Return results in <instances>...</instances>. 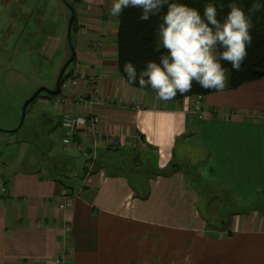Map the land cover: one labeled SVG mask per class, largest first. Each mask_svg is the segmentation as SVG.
Wrapping results in <instances>:
<instances>
[{"label": "crops", "instance_id": "crops-1", "mask_svg": "<svg viewBox=\"0 0 264 264\" xmlns=\"http://www.w3.org/2000/svg\"><path fill=\"white\" fill-rule=\"evenodd\" d=\"M10 1L0 5L7 9ZM112 3L75 5L68 74L76 70L80 78L55 94L63 171L72 187L38 168L14 170L7 165L11 159L0 161V264H54L64 246L70 264H264V209L228 205L264 193V78L233 90L228 79L222 92L202 97L200 112L192 97L165 103L135 89L117 71ZM92 88L100 102L89 95ZM74 96L84 102L76 106ZM66 112L99 117L95 147L88 128L62 144ZM188 143L198 147L195 183L181 167L186 159L178 146ZM130 154L131 170L119 158ZM89 163L94 168L86 173ZM207 182L229 192L205 200L196 185ZM63 189L73 194L65 213L58 209ZM63 217L71 228L66 243Z\"/></svg>", "mask_w": 264, "mask_h": 264}, {"label": "rangeland", "instance_id": "rangeland-1", "mask_svg": "<svg viewBox=\"0 0 264 264\" xmlns=\"http://www.w3.org/2000/svg\"><path fill=\"white\" fill-rule=\"evenodd\" d=\"M69 1L73 3L67 0L68 4ZM67 3L62 0H11L7 9L0 5V161L5 163L11 159L7 165L14 170L38 168L45 176L57 177L71 188L70 178L66 179L63 171L65 155L61 150L55 95L45 91L55 89L58 75L74 48V32H71L70 41L67 37ZM156 43L158 47V30ZM71 67L72 61L64 70L63 81L68 80ZM226 71L229 79L227 68ZM37 92L39 96L27 102ZM24 106V118L19 126ZM178 147L185 154L186 160L181 167L187 173V181L197 182L195 170L199 158L193 152L198 151V147L191 143ZM119 158H124V166L129 170L135 164L131 154ZM137 162L143 161L138 159ZM203 174L206 178L207 174ZM128 175L133 178L132 172L128 171ZM196 187L205 200L214 195L224 198V190L229 192L211 182ZM228 205L236 211L248 208L261 211L264 193L260 192L252 202L235 199V203ZM223 216L221 221H225Z\"/></svg>", "mask_w": 264, "mask_h": 264}, {"label": "clouds", "instance_id": "clouds-1", "mask_svg": "<svg viewBox=\"0 0 264 264\" xmlns=\"http://www.w3.org/2000/svg\"><path fill=\"white\" fill-rule=\"evenodd\" d=\"M165 3L168 0H113L110 14L118 17L124 8L140 7L143 9L141 19L148 20L150 14L158 12ZM260 7L254 4L252 10ZM230 8L227 18L220 22L214 4L205 6V19L195 8L168 3V11L158 30V47L167 49L168 55L161 56L160 63H147L139 74V85L142 88L150 86L157 99L165 103L174 100L177 94L190 92L194 81L204 89L222 92L227 86L228 75L220 61L230 62L232 68L239 71L252 40L250 17L235 3ZM218 45L224 51L218 52ZM124 72L130 81H136V68L131 62L125 63ZM65 126L70 127V124Z\"/></svg>", "mask_w": 264, "mask_h": 264}, {"label": "trees", "instance_id": "trees-1", "mask_svg": "<svg viewBox=\"0 0 264 264\" xmlns=\"http://www.w3.org/2000/svg\"><path fill=\"white\" fill-rule=\"evenodd\" d=\"M62 1L67 3V0ZM72 2L73 3L69 1L70 6L74 9L70 36L71 32H74L77 29L75 5L79 0H73ZM168 3H180L195 8L199 11L202 18H205V6L209 3L214 4L217 8V19L220 22H223L227 18V15L231 10V4L235 3L240 6L252 21V28L250 29L252 40L247 46V56L239 71L233 69L230 62L226 60L220 61L222 66L229 70L228 89L233 90L244 84L257 82L264 78V0H168ZM168 3L163 4L158 12L150 14L148 20L141 19L143 9L140 7L124 8L118 16V28L116 33L117 71L133 88L156 98V92L151 89L150 86L142 88L139 85V74L146 68L149 61L160 63L161 56L168 55V50L159 49L156 43V31L159 30V26L163 22V16L168 11ZM257 3L260 4L261 7L258 10L253 11L252 6ZM69 4L67 3L70 17ZM217 50L218 52L224 51L223 47H220L219 45ZM74 58L75 57L73 56L72 60ZM126 62H131L136 68L137 79L135 82L130 81L127 74L124 72V65ZM63 76L64 72L60 84L63 81ZM145 79H147V77H145ZM217 92L219 91H216L215 89H204L194 81L190 92L183 95L177 94L175 99L171 101L178 102L187 97H204ZM38 96L39 92L35 97ZM33 99L28 102L33 101Z\"/></svg>", "mask_w": 264, "mask_h": 264}, {"label": "built area", "instance_id": "built-area-1", "mask_svg": "<svg viewBox=\"0 0 264 264\" xmlns=\"http://www.w3.org/2000/svg\"><path fill=\"white\" fill-rule=\"evenodd\" d=\"M79 78H80L79 73L76 70H73L69 74L68 80L61 82L60 91H65L66 89L77 84ZM96 78L97 77L94 74H91L89 76L91 82H95ZM89 95L94 96V100L96 102L101 101V99L98 97V89L92 88L91 93ZM192 99H193L194 110L196 112H200L202 110V104H201L202 97L196 96ZM70 102L71 103L73 102L76 106H80L84 102V98L82 96H74L70 99ZM66 124H70V127H66L65 126ZM98 124H99V117L94 114H91L86 117L77 112L64 113L61 118L62 144L64 146H69L72 143L74 137L79 134L81 129L88 128V133L90 137L93 139L92 142L94 144L93 147H95L100 137L98 131ZM108 142L113 147L118 146L120 143L117 138H109ZM76 146L77 149L83 155H87L86 147L84 145L76 144ZM93 168H94L93 164L89 163L86 173H89ZM72 201H73V194L69 190L63 189L60 195V201L58 202V209L61 212L65 213L68 210V208L72 205ZM63 218H64V224L62 226L61 240L63 241V243H66V239L67 237H69L70 234V225L65 220V217ZM70 253H71L70 250L66 249V246H64L61 253L55 259L54 264H70V262L68 261L70 260Z\"/></svg>", "mask_w": 264, "mask_h": 264}, {"label": "water", "instance_id": "water-1", "mask_svg": "<svg viewBox=\"0 0 264 264\" xmlns=\"http://www.w3.org/2000/svg\"><path fill=\"white\" fill-rule=\"evenodd\" d=\"M69 7H70V17H69V19H68V24H67V37H68V41H70V29H71V22H72V19H73V16H74V9L69 5ZM73 56H74V50H72L71 49V56H70V58L65 62V64H64V66L62 67V69H61V71H60V73H59V75H58V78H57V81H56V87H55V89L54 90H45V91H47L49 94H58L59 93V91H60V81H61V77H62V75H63V72H64V70H65V68H66V66L72 61V58H73ZM38 93V92H37ZM37 93L35 94V95H37ZM35 97V96H34ZM34 97H32L31 99H33ZM30 99V100H31ZM28 102V101H27ZM26 102V103H27ZM24 109H25V106H24V108H23V116H22V118H21V120H20V124H19V126L22 124V122H23V118H24ZM18 126V127H19Z\"/></svg>", "mask_w": 264, "mask_h": 264}, {"label": "flooded vegetation", "instance_id": "flooded-vegetation-1", "mask_svg": "<svg viewBox=\"0 0 264 264\" xmlns=\"http://www.w3.org/2000/svg\"><path fill=\"white\" fill-rule=\"evenodd\" d=\"M70 5V4H69Z\"/></svg>", "mask_w": 264, "mask_h": 264}]
</instances>
